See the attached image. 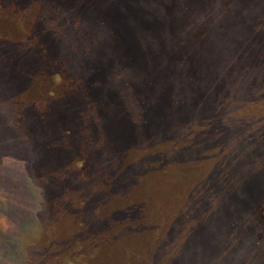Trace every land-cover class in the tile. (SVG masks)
Masks as SVG:
<instances>
[{"label":"rangeland","instance_id":"1","mask_svg":"<svg viewBox=\"0 0 264 264\" xmlns=\"http://www.w3.org/2000/svg\"><path fill=\"white\" fill-rule=\"evenodd\" d=\"M175 1L0 0V264H264V0Z\"/></svg>","mask_w":264,"mask_h":264},{"label":"trees","instance_id":"2","mask_svg":"<svg viewBox=\"0 0 264 264\" xmlns=\"http://www.w3.org/2000/svg\"><path fill=\"white\" fill-rule=\"evenodd\" d=\"M74 1H77V4H74V5L72 4L70 6L71 8H73L74 6L81 5V0H74ZM102 1H104V2H102ZM121 1L122 0H82V4H86L87 10H88L87 5H89V6H91L94 9V11H96L98 8H100L101 12H102L103 8L110 9L111 5H112V7H114V10L118 13V15L120 13L121 14L125 13V16L127 15L129 17L130 14L134 10L138 14H139L140 11L149 12L148 9H147L146 4L150 3V2L153 3L155 0H129V3H128L127 7H126V12H125V9H124L123 5L121 4ZM157 1H160V0H157ZM162 1L168 3L169 7L172 8V9H176L177 10L179 8V6H180V4L178 2H176L175 0H162ZM206 1H209V0H201V3H205ZM55 5H56V9L62 8V6L59 5V4H55ZM153 7H155V6H153ZM207 7H208V5H207ZM71 8H69V9L72 10ZM73 11L84 13L85 17H87V15H88V12H82L79 9H73ZM262 15H264V12L262 13ZM79 16L85 18L81 14H79ZM263 19H264V17H263ZM115 21H116V23H119V21L118 22H117V20H115ZM126 21L128 22V24L130 26H132L131 24L135 23V21L137 22V19L132 18L130 21L128 19H126ZM95 22H98V20H92V19L87 17L86 19H84L82 21V26L84 27L83 29L92 27ZM99 25H102V23H100ZM261 31H262L261 47H263V50H264V25L262 26Z\"/></svg>","mask_w":264,"mask_h":264}]
</instances>
